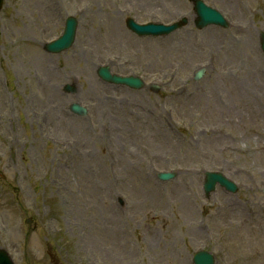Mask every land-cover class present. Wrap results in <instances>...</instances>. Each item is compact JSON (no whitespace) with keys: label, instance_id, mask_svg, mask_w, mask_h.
Returning <instances> with one entry per match:
<instances>
[{"label":"rangeland","instance_id":"374dc122","mask_svg":"<svg viewBox=\"0 0 264 264\" xmlns=\"http://www.w3.org/2000/svg\"><path fill=\"white\" fill-rule=\"evenodd\" d=\"M204 1L230 26L196 27L191 0H4L0 248L15 264H193L199 250L264 264V115L246 91L264 88V0ZM68 16L74 43L48 51ZM129 16L189 22L139 36ZM103 65L144 85L107 82ZM209 170L237 193L206 196Z\"/></svg>","mask_w":264,"mask_h":264},{"label":"water","instance_id":"95a60500","mask_svg":"<svg viewBox=\"0 0 264 264\" xmlns=\"http://www.w3.org/2000/svg\"><path fill=\"white\" fill-rule=\"evenodd\" d=\"M194 1L199 15L196 20V24L198 27H204L205 25L210 23H217L223 26L227 25L221 14L217 12L215 9L205 5L202 0H194ZM2 4H3V0H0V9L2 7ZM187 21H188L187 18H182L178 22H175L174 24L171 25H164L163 23H153V22L146 24H139L135 22L132 18H129L127 20V24L129 28H131L133 31L137 32L138 34L158 35V34L170 33L176 30L177 28L183 26L184 24H186ZM76 25H77L76 19L74 17H69L67 19V24L64 34L56 41L47 44L46 46L47 50L53 52H59L69 48L75 39ZM261 36H262V46L264 49V32L261 33ZM98 73L101 77L111 82L128 84L135 87H140L142 85V81L138 77L120 76L117 74H112L109 68L105 66L101 67L98 70ZM202 75H203L202 72L198 73L196 79H199ZM66 89L68 91H72L73 87L67 85ZM72 109L73 111L80 114L86 113V109L81 105H79L78 103H74L72 105ZM159 176L161 179L165 180V179L173 178L175 174L170 172H162L159 174ZM218 182L222 186H225L229 191L236 192L238 189L235 183L225 178L221 173L208 172L206 174V180H205V191L207 195H209L211 191L215 190L216 183ZM194 263L214 264V257L212 254H210L207 251H199L194 257ZM0 264H14L13 260L10 258L8 253L3 249H0Z\"/></svg>","mask_w":264,"mask_h":264},{"label":"bare ground","instance_id":"6f19581e","mask_svg":"<svg viewBox=\"0 0 264 264\" xmlns=\"http://www.w3.org/2000/svg\"><path fill=\"white\" fill-rule=\"evenodd\" d=\"M119 32L122 33V30L120 27H117ZM232 89L234 90V85L231 86ZM246 91L249 94V98L251 99L250 105L254 108V113H261L262 115H264V88H253L252 86H249L246 88ZM93 163V160H92ZM94 174L96 175L95 171L93 172V176Z\"/></svg>","mask_w":264,"mask_h":264}]
</instances>
